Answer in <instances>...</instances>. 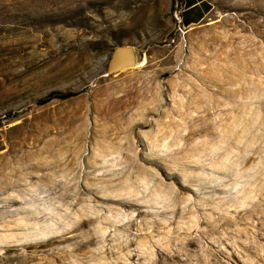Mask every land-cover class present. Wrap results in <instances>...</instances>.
Masks as SVG:
<instances>
[{
    "label": "rangeland",
    "instance_id": "obj_1",
    "mask_svg": "<svg viewBox=\"0 0 264 264\" xmlns=\"http://www.w3.org/2000/svg\"><path fill=\"white\" fill-rule=\"evenodd\" d=\"M207 5L0 0V264H264V0Z\"/></svg>",
    "mask_w": 264,
    "mask_h": 264
},
{
    "label": "water",
    "instance_id": "obj_2",
    "mask_svg": "<svg viewBox=\"0 0 264 264\" xmlns=\"http://www.w3.org/2000/svg\"><path fill=\"white\" fill-rule=\"evenodd\" d=\"M141 57V53L133 45L117 43L109 53L103 72L105 74H113L122 69L134 66Z\"/></svg>",
    "mask_w": 264,
    "mask_h": 264
},
{
    "label": "crops",
    "instance_id": "obj_3",
    "mask_svg": "<svg viewBox=\"0 0 264 264\" xmlns=\"http://www.w3.org/2000/svg\"><path fill=\"white\" fill-rule=\"evenodd\" d=\"M182 22L186 25L198 22L208 11L207 0H182Z\"/></svg>",
    "mask_w": 264,
    "mask_h": 264
},
{
    "label": "clouds",
    "instance_id": "obj_4",
    "mask_svg": "<svg viewBox=\"0 0 264 264\" xmlns=\"http://www.w3.org/2000/svg\"><path fill=\"white\" fill-rule=\"evenodd\" d=\"M131 13L126 10H121V21L128 22L130 21Z\"/></svg>",
    "mask_w": 264,
    "mask_h": 264
},
{
    "label": "built area",
    "instance_id": "obj_5",
    "mask_svg": "<svg viewBox=\"0 0 264 264\" xmlns=\"http://www.w3.org/2000/svg\"><path fill=\"white\" fill-rule=\"evenodd\" d=\"M179 1H180L179 9L173 11V14L176 16L177 20H181V12L183 8L182 0H179Z\"/></svg>",
    "mask_w": 264,
    "mask_h": 264
},
{
    "label": "bare ground",
    "instance_id": "obj_6",
    "mask_svg": "<svg viewBox=\"0 0 264 264\" xmlns=\"http://www.w3.org/2000/svg\"><path fill=\"white\" fill-rule=\"evenodd\" d=\"M144 60L143 59H141V60H139L138 62H137V64H141L142 62H143ZM142 65V64H141ZM192 243H193V241H191V240H187L186 241V246L187 245H192ZM183 253V252H182ZM176 254H177V252H176ZM171 257H173V256H171Z\"/></svg>",
    "mask_w": 264,
    "mask_h": 264
},
{
    "label": "trees",
    "instance_id": "obj_7",
    "mask_svg": "<svg viewBox=\"0 0 264 264\" xmlns=\"http://www.w3.org/2000/svg\"><path fill=\"white\" fill-rule=\"evenodd\" d=\"M181 21H183L182 20V17H181ZM49 95H55V94H59L57 91H54V90H51V91H49V93H48Z\"/></svg>",
    "mask_w": 264,
    "mask_h": 264
}]
</instances>
